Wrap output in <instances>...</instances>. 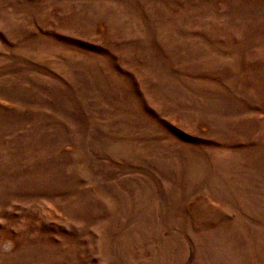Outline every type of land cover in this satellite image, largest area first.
<instances>
[{"label": "rangeland", "instance_id": "rangeland-1", "mask_svg": "<svg viewBox=\"0 0 264 264\" xmlns=\"http://www.w3.org/2000/svg\"><path fill=\"white\" fill-rule=\"evenodd\" d=\"M0 264H264V0H0Z\"/></svg>", "mask_w": 264, "mask_h": 264}]
</instances>
